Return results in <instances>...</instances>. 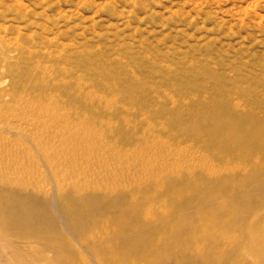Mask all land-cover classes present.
I'll list each match as a JSON object with an SVG mask.
<instances>
[{
  "label": "rangeland",
  "instance_id": "1",
  "mask_svg": "<svg viewBox=\"0 0 264 264\" xmlns=\"http://www.w3.org/2000/svg\"><path fill=\"white\" fill-rule=\"evenodd\" d=\"M0 64V128L11 124L30 134L0 132L1 179H21L31 169L40 174L36 161L44 166L57 161L56 180L71 195L74 167L84 172L76 182L80 186L89 179L83 168L93 165L100 177L90 181L98 180L103 189L122 179L165 188L172 197L155 212L177 207L187 193L203 199L217 194L220 201L209 203L202 215H219L220 224L229 220L236 243L249 235L253 253L264 257V183L254 179L256 172L264 175V0H0ZM62 65L102 98L98 105L80 98L59 111L67 124L58 131L73 138L57 151L38 131L44 122H55H19L18 116L43 112L21 99L24 91L17 92L13 81L27 87V72ZM101 112L111 119H96ZM95 131L104 138L95 140ZM21 150L29 157L17 156ZM130 156H137L142 168ZM193 163L198 171L188 168ZM34 176L29 177L33 186L48 189L47 179L40 184ZM192 179L197 184H182ZM250 197L253 203L247 205L244 198ZM137 201L130 202L132 207ZM71 224L84 237L101 235L83 228L79 218ZM114 231L112 224L101 228L106 234ZM167 236L145 238L151 245L147 253L169 250ZM19 241L0 236V264H50L27 263L25 255L37 251L51 259L52 248H21ZM183 248L199 261L204 257L192 245ZM112 251L121 258L136 255L132 249ZM219 254L228 258L232 250L226 246Z\"/></svg>",
  "mask_w": 264,
  "mask_h": 264
},
{
  "label": "bare ground",
  "instance_id": "2",
  "mask_svg": "<svg viewBox=\"0 0 264 264\" xmlns=\"http://www.w3.org/2000/svg\"><path fill=\"white\" fill-rule=\"evenodd\" d=\"M69 65L71 63L66 64V66ZM66 66H43L37 71L27 72L25 78L30 80L27 87H21L18 80L13 81L15 90L24 91V93L21 92L22 95L31 94L29 99L24 100L22 95L21 99L35 107H41L43 112H41L42 115H36L37 117L18 116L19 122L25 126L35 125L41 119L55 122L53 124L44 122L45 124L39 126L41 130L38 131L40 134L48 135L47 140L51 142L53 149L58 148L57 151L61 149L57 145H62L73 138L69 136L68 131H58V128L64 129L67 124L65 115H61L59 111L67 110L80 98H86L88 102L97 105L102 98V96H96L89 89V84L83 82L81 77L69 73L70 69ZM66 78L71 80L68 82ZM2 83L0 79V86ZM18 90L17 92L20 93ZM43 104L49 105L47 107H52L53 110L46 111L42 108ZM95 118L103 122L111 119L110 115L102 112ZM0 132L18 136L30 135L19 130L15 131L11 124H5L0 128ZM93 137L97 141L104 138L101 135L98 137L96 131ZM18 154L17 156L23 154L29 157L24 150L19 151ZM238 155V153L233 154L235 157ZM38 157L41 160L42 154ZM131 158L136 166L142 168V161L140 162L137 156ZM43 163L35 162V165L41 169L40 174L31 169L27 172L28 175L21 179L0 178V236L19 239L17 246L21 248L43 244L52 248L54 252L51 259H45L37 251L26 252L25 262L27 263L49 260L50 264H120L130 259L137 262L142 260L141 264H264V257L253 253L249 235L243 236L236 243L233 231L229 227V220L220 224L219 215L214 213L202 215V209L209 203L220 201L221 198L217 194L208 195L209 197L203 199L195 193H187L186 196H182L177 207L166 212H155L154 208L159 203L172 197L165 188L156 183L147 184L140 180L126 179L120 182L113 180L109 188L103 189L97 186L100 175H96V169L92 165L88 170L83 168L84 171L86 169L85 175L87 176L88 173L89 179L83 185L77 186L76 182L84 176V172H78V169L74 167L77 177L71 184L75 187V191L69 195L63 192L64 183L56 180L58 162L51 161L46 166ZM188 168L199 170L198 165L194 163ZM32 174H35L34 179L39 183L47 179L50 182L48 189L33 186L29 178ZM95 175L98 180L90 181L91 176ZM255 175V181L264 183V175L261 172H256ZM182 184L189 187L197 184V181L185 180ZM223 187L231 190V186L226 182L223 183ZM141 197L143 198L140 199ZM136 199L138 201L132 207L130 202ZM244 202L250 205L253 203V197L244 198ZM239 212L241 216L247 213L246 210ZM75 218L81 219L83 228L100 230L101 235L95 238L82 236L81 232L71 224L72 219ZM121 219L126 221L120 222ZM108 224H112L115 231L111 234L102 233L101 228ZM261 226L264 227L263 222ZM221 228H226L230 232L220 231ZM192 232L196 234L192 235ZM160 233L169 235L167 239L172 242L171 248L152 254L147 253L151 245L144 239ZM211 235L217 237L212 238ZM106 241H111L110 245H107ZM189 245H192L193 249L202 250L204 257L200 261L184 251L183 247ZM226 246L231 248L232 254L228 258H222L219 253ZM83 247H86V250ZM262 247H264V241ZM123 249H132L136 252L135 257L121 258L112 251Z\"/></svg>",
  "mask_w": 264,
  "mask_h": 264
}]
</instances>
